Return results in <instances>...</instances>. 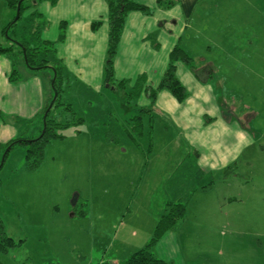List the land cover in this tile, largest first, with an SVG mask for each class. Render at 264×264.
Returning <instances> with one entry per match:
<instances>
[{
  "label": "crops",
  "instance_id": "0c3cea01",
  "mask_svg": "<svg viewBox=\"0 0 264 264\" xmlns=\"http://www.w3.org/2000/svg\"><path fill=\"white\" fill-rule=\"evenodd\" d=\"M134 1L152 12L127 14L113 78L127 81L128 90L143 79L136 111L148 115L147 155L154 150L156 130L171 150L157 218L167 203L186 206L184 218L160 238L153 253L171 264H264V153L255 149L264 140V0H176L169 8L158 7L157 0ZM0 7L1 35L14 15L4 0ZM23 17L38 21L40 42L54 44L61 84L72 79L102 94L109 33L105 0L41 1ZM94 23L99 24L95 29ZM176 45L194 58L196 69L211 66V79L198 80L178 62L175 75L186 98L178 102L161 90L151 104L145 90L158 86ZM2 59L0 114L11 118L28 111L29 119L44 123L41 113L53 92L50 74L26 72L28 78L15 79ZM143 121L144 116L142 128ZM256 174L263 184H250ZM154 227L129 257L148 243ZM107 263L121 264L118 259Z\"/></svg>",
  "mask_w": 264,
  "mask_h": 264
},
{
  "label": "rangeland",
  "instance_id": "374dc122",
  "mask_svg": "<svg viewBox=\"0 0 264 264\" xmlns=\"http://www.w3.org/2000/svg\"><path fill=\"white\" fill-rule=\"evenodd\" d=\"M12 12L14 19L16 12ZM1 17L5 19L0 7ZM37 24V20L28 22L23 17L7 34L0 35V46L25 42L41 47ZM1 57L5 60L1 66L9 68L15 79L28 78L26 72L50 74L54 79L49 69L28 70L17 45ZM59 86L63 88L61 106L53 107L50 118L71 125L57 130L63 138L45 146L36 168H27L24 145L14 144L9 150L6 139L36 138L44 123L29 119L28 111L26 116L11 118L0 114V125L7 126L0 128V239L3 233L18 244L0 254V263L98 264L118 259L122 264L133 246L144 245L139 240L161 213L163 176L170 168L171 150L165 145L164 133L156 130L154 150L147 155L148 115L136 111V98L124 96L121 90L94 94L72 79ZM52 95L54 91L45 107L50 106ZM41 115L45 116V109ZM143 116V136L138 137L133 126ZM129 133L134 141L127 137ZM255 149L259 155L264 153L263 139L256 142ZM257 176L253 175L250 184H263V178ZM132 232L137 233L136 238ZM220 232L228 237L226 228Z\"/></svg>",
  "mask_w": 264,
  "mask_h": 264
},
{
  "label": "trees",
  "instance_id": "16d2710c",
  "mask_svg": "<svg viewBox=\"0 0 264 264\" xmlns=\"http://www.w3.org/2000/svg\"><path fill=\"white\" fill-rule=\"evenodd\" d=\"M7 6L16 12L17 5L19 4V13L17 20H13L4 30L3 34H7L9 28L17 26V23L22 19L23 14L30 9L33 5H36L41 1H48L51 5H54L58 0H30L33 1L32 4L27 5L25 2L28 0H4ZM108 7V23H109V33H108V44L106 49V62L103 71V86L105 89L110 91L122 90L124 91V96L137 99V95L142 89L143 79L140 78L135 82V85L128 90L127 81H115L113 78V60L116 55L118 45L120 42V37L125 23V18L128 13L138 11L143 14L149 15L152 11L142 5L137 4L134 0H105ZM176 0H157L158 7L169 8L175 4ZM99 24L94 23L92 28H96ZM63 38L61 35L60 39ZM13 41V40H12ZM11 41V42H12ZM16 42V41H15ZM13 43V42H12ZM39 45L30 47L27 43L18 42V44L13 43L8 47L0 46V56L7 54L13 50V45L20 47L21 54L25 60V66L33 71L41 69H50L54 74V79L52 81V90L56 92V96L53 97L52 105L46 107L44 123L45 127L40 135L36 138L29 139H17L15 141L9 142V150L14 144H21L26 147L25 161L28 169L36 168L43 159L45 146L52 140L61 139L63 136L57 133L58 129H65L70 122L65 121L63 123L57 122L55 119L50 118V112L53 107L61 106L59 103V97L61 93V66L58 61L53 60L54 55V44H48L46 42H40ZM39 51H42L44 55L40 57ZM47 53H51L49 57L46 56ZM181 62L182 64L190 67L194 72L196 78L200 81H205L206 77L209 78L212 76L211 66H204L202 69H196L194 66V58H192L187 51L181 46H175L169 54L168 65L162 75V78L155 89H146L148 93V99L151 104H153L156 93L161 90L168 91L178 102L184 101L187 96L185 88L177 79L176 73V63ZM211 79V78H210ZM59 81V85H58ZM129 102V101H127ZM66 110H70L67 106ZM143 112V111H142ZM141 118H137L133 130L135 136L142 137V121ZM80 119H76L78 122ZM80 123V122H79ZM74 124V122H73ZM132 133H129L128 137L132 139ZM8 152L4 154L2 164L4 163ZM1 168V167H0ZM186 206L183 203H167L164 213L157 220L152 236L149 239L148 243L138 251L134 252L126 261L122 264H171L159 260L153 253L154 246L160 240V238L167 232L171 231L175 225L180 222L185 215ZM16 244L11 238H8L1 234L0 239V254L6 253L11 249L17 247ZM1 264V263H0ZM98 264H110L107 262H102Z\"/></svg>",
  "mask_w": 264,
  "mask_h": 264
},
{
  "label": "water",
  "instance_id": "95a60500",
  "mask_svg": "<svg viewBox=\"0 0 264 264\" xmlns=\"http://www.w3.org/2000/svg\"><path fill=\"white\" fill-rule=\"evenodd\" d=\"M19 4L17 5V10H16V15H15V18H14V20H17V18H18V13H19ZM56 96V92L54 91V97ZM52 105V103L50 104V106ZM44 127H45V123H44ZM44 129V128H43ZM75 202H76V196H74V198H73V204H75Z\"/></svg>",
  "mask_w": 264,
  "mask_h": 264
}]
</instances>
